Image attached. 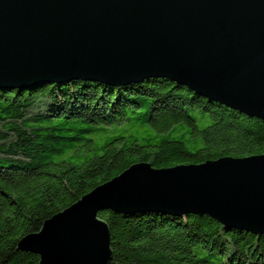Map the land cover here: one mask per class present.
<instances>
[{
	"label": "water",
	"instance_id": "obj_1",
	"mask_svg": "<svg viewBox=\"0 0 264 264\" xmlns=\"http://www.w3.org/2000/svg\"><path fill=\"white\" fill-rule=\"evenodd\" d=\"M152 79L264 121V0H0V90ZM103 210L206 215L264 236V154L164 169L136 163L17 249L39 264H109Z\"/></svg>",
	"mask_w": 264,
	"mask_h": 264
},
{
	"label": "trees",
	"instance_id": "obj_2",
	"mask_svg": "<svg viewBox=\"0 0 264 264\" xmlns=\"http://www.w3.org/2000/svg\"><path fill=\"white\" fill-rule=\"evenodd\" d=\"M190 110L211 124L200 129ZM127 125L150 138H131ZM261 154L264 121L169 80L0 90V264H39L19 241L136 163L164 169ZM99 217L110 227L109 264H264V236L206 215Z\"/></svg>",
	"mask_w": 264,
	"mask_h": 264
},
{
	"label": "rangeland",
	"instance_id": "obj_3",
	"mask_svg": "<svg viewBox=\"0 0 264 264\" xmlns=\"http://www.w3.org/2000/svg\"><path fill=\"white\" fill-rule=\"evenodd\" d=\"M189 114L193 117V119L196 121V125L200 128V129H204L206 127H208L211 124V120L204 117L200 112L196 111V110H190ZM126 129H128L129 134L128 136H131V138H138L142 144H144L149 138L150 136H148L146 133L147 128L146 127H142V126H126ZM155 138V137H153ZM99 141H102V139L97 138ZM156 139V138H155Z\"/></svg>",
	"mask_w": 264,
	"mask_h": 264
}]
</instances>
